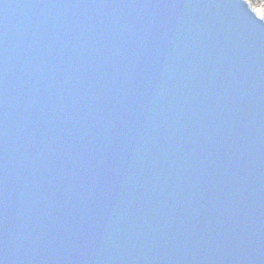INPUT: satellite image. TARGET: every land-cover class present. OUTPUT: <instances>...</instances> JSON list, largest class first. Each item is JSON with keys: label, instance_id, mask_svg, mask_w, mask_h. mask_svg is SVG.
I'll return each instance as SVG.
<instances>
[{"label": "water", "instance_id": "1", "mask_svg": "<svg viewBox=\"0 0 264 264\" xmlns=\"http://www.w3.org/2000/svg\"><path fill=\"white\" fill-rule=\"evenodd\" d=\"M251 4L0 0V264H264Z\"/></svg>", "mask_w": 264, "mask_h": 264}, {"label": "bare ground", "instance_id": "2", "mask_svg": "<svg viewBox=\"0 0 264 264\" xmlns=\"http://www.w3.org/2000/svg\"><path fill=\"white\" fill-rule=\"evenodd\" d=\"M251 7L254 11H256L257 13H259L260 15H264V8L261 6H256L254 4H251Z\"/></svg>", "mask_w": 264, "mask_h": 264}, {"label": "snow or ice", "instance_id": "3", "mask_svg": "<svg viewBox=\"0 0 264 264\" xmlns=\"http://www.w3.org/2000/svg\"><path fill=\"white\" fill-rule=\"evenodd\" d=\"M257 2H264V0H251V3H252V4H255V3H257ZM260 18H261L262 20H264V15H261Z\"/></svg>", "mask_w": 264, "mask_h": 264}, {"label": "rangeland", "instance_id": "4", "mask_svg": "<svg viewBox=\"0 0 264 264\" xmlns=\"http://www.w3.org/2000/svg\"><path fill=\"white\" fill-rule=\"evenodd\" d=\"M254 5H256V6H261V7L264 8V2H257V3H255Z\"/></svg>", "mask_w": 264, "mask_h": 264}, {"label": "trees", "instance_id": "5", "mask_svg": "<svg viewBox=\"0 0 264 264\" xmlns=\"http://www.w3.org/2000/svg\"><path fill=\"white\" fill-rule=\"evenodd\" d=\"M249 2H251V0H248Z\"/></svg>", "mask_w": 264, "mask_h": 264}]
</instances>
